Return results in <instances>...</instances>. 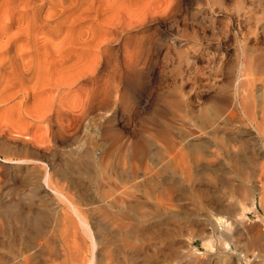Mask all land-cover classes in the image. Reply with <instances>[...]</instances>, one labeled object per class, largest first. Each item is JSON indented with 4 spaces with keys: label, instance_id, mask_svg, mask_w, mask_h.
<instances>
[{
    "label": "bare ground",
    "instance_id": "bare-ground-1",
    "mask_svg": "<svg viewBox=\"0 0 264 264\" xmlns=\"http://www.w3.org/2000/svg\"><path fill=\"white\" fill-rule=\"evenodd\" d=\"M132 1L0 0V106L11 103L18 109L32 97L41 108L43 100L36 99L48 95L49 88L58 89L47 96L51 98L42 113L38 105V115L25 106L32 124H20L24 130L15 125L22 129L14 130L17 136L11 134L19 150L3 158L7 167L0 171V264H208L194 240L201 239L212 251L216 231L218 247L227 251L232 241L236 244L238 263L251 259L239 242L264 264V213L259 209L260 204L264 210L261 32L255 31V42L261 45H243L231 96L215 91L216 102L197 116L187 117L193 101L172 96L141 117L140 110H151L150 96L142 97L147 72L133 68L126 76L128 91L116 89L121 116L107 113L93 120L87 116L88 106L71 100L70 91L85 85L91 91L87 81L99 74L105 55L124 33L146 21L144 17L168 18L181 0H150L146 4L152 7L153 2L154 7L134 17L121 11ZM63 89L67 93H61ZM136 95L142 103L139 109ZM67 102L81 103L79 113ZM225 111L235 120L219 121ZM21 115L26 116L21 113L18 119ZM123 119L127 122L119 126ZM83 126L87 129L80 135ZM175 127L173 134L168 132ZM257 165L262 174L249 184ZM200 209L210 211L205 213L208 222L181 212L194 210L191 215L198 216ZM252 212L262 230L254 229Z\"/></svg>",
    "mask_w": 264,
    "mask_h": 264
},
{
    "label": "rangeland",
    "instance_id": "rangeland-1",
    "mask_svg": "<svg viewBox=\"0 0 264 264\" xmlns=\"http://www.w3.org/2000/svg\"><path fill=\"white\" fill-rule=\"evenodd\" d=\"M134 2L136 3V0L132 1L133 4H123L126 8L122 5L121 11L124 10L123 13L127 12V16H129L128 14L130 13V16L134 17L137 13L139 14L140 12H142L148 6V4H151L150 0H137L136 4ZM154 4L155 3L152 2V7H154ZM148 7L146 9L152 8L151 6L149 8ZM238 10L239 12L243 13L241 14V16L237 15ZM170 13L171 14L167 16L168 18L165 17L166 19L164 18L163 20L150 19L151 16L144 17L146 18V21H144L145 23L143 22L142 24L137 25V27L131 28V30L126 32V34L124 33L125 36L118 42V46L110 49L107 54L105 52L106 55L101 69L102 72L100 71L101 73L99 72V74L96 73V77L93 76L94 78L87 81L88 84H90L89 86L91 91L86 90L87 87L85 84L87 82H85V87H83L82 89H77L76 87L74 88V90L70 91L69 97L71 98V100L73 97V101L77 102V100L74 99L75 97L78 99V101L82 102V104L77 103L79 105V108L78 105L75 104V102L74 104L70 102L71 105L69 102H67L69 103V106L72 107L73 104L74 107L75 105V107H77L78 109V112L76 111V113H79L82 106L83 108L84 106H88L87 108L85 107L86 109H88V111H86L89 113H87V116L88 118H93V120L94 117L96 118V116H101L100 114L104 116L107 115V113H116L117 115H115L120 117L123 113V108L122 102L118 98L119 93H117L116 89L123 88L122 90L124 92L128 91V89L125 88V82L127 81L126 76L128 71L132 70L133 68L142 69L145 71V73L147 72V83L145 88L146 91H144L145 93L143 92L144 94L142 97L145 98L147 96H150L149 100L151 103V110L148 114H146L148 110H146L145 112L140 110L141 117L148 116L154 111V109L159 108L161 105H163L166 98L172 96H177L178 98L184 99L189 98V100L193 101V105L189 106L190 109L192 108L191 110H189L192 113L190 115V113L188 112L189 114L187 115V117L189 116L192 118L200 113V109H202L203 107H208L212 102H216L212 97L215 91H219V95L222 93L221 96H231V94L237 87V82L239 79L243 45L246 42H250L251 44L254 42L253 45L256 46L261 45V43L255 42L256 30L258 32H261V40L262 42H264V0H181L178 1L177 6H175ZM241 18L243 19V21L241 20ZM87 24H89V22L85 23V25ZM115 51H118L117 55L120 60L118 64L114 59L116 56ZM57 73L59 74L60 72ZM58 74H55V76H57ZM61 74H63V76L65 77L64 73L61 72ZM69 74H66V76H68ZM63 76L61 75V78L56 77V79H62ZM96 79L98 82L96 81ZM93 88L96 91H94ZM54 89L55 88H49L48 90H46L47 93L49 91L50 93L52 92L51 94L53 95ZM66 91L67 89H63L60 92L65 93ZM84 91L86 92V94L89 91L88 94L90 93V96H88L87 94L88 97H84ZM197 91H200V97L196 96ZM45 92L46 91L44 90L43 93ZM56 92H58V89H55V93ZM80 92L83 93V96H81L82 94H78ZM49 94H39V98H42L41 96H43V99H36L37 101H39V103L40 100H43L40 103L41 108L39 107L38 102H35V99L32 97H27L26 99H24L25 103L19 105L18 109L16 106L11 107V103L7 104V106H0V144L2 143L1 145H3V147L0 145V171H6L7 163L3 162V158L5 157V155L8 152L19 150L18 145L14 141L12 142L13 136H17L18 134L16 135V133L18 131L20 132L25 126L27 127L28 125L32 124V119L30 118L32 115L27 114L26 109L28 108L27 110L31 111L29 113L33 115H38L40 111L42 113V106L46 109V104H48L47 100L51 98L50 97L49 99H47V96L51 95ZM75 94L78 95L75 96ZM77 96L82 98H78ZM91 96H93V98ZM58 97L60 98V96ZM137 97L138 96L136 95V98ZM83 98H88V102H85ZM44 100L45 102H47L45 103ZM140 100L138 97V102L135 104L138 109L142 107V103H139ZM13 101L15 102V100ZM42 102H44L45 104L43 103L44 105H41ZM30 105L31 107L32 105H34V107H32L34 110L35 106L37 105L38 107L36 108L42 110H35V112L33 111L32 113L33 109L30 107ZM21 106L22 108H20ZM25 106L27 108H25ZM90 107L91 110L93 109V112H89ZM189 107H187V109ZM29 108H31L32 110ZM36 111L38 113H36ZM227 111L220 113L218 117L219 121H223L227 117L229 118V120H231L230 118L235 120L234 117L228 114L229 111ZM17 112H20V114L22 113L23 115L26 114V116H24V119H22V115L21 118L18 119V117H20V114H18ZM171 118L176 121V117L171 116ZM25 119H28V121L31 122H29L27 125H24L27 123ZM23 120L25 121L23 122ZM126 120H121L119 126L124 125ZM141 121L143 120H140V122ZM178 121L180 122L179 119ZM87 122L89 123L88 120ZM20 124L24 127H22ZM15 125H20L22 129L20 128V126L15 127ZM10 126L12 127V130L10 129ZM13 127L16 129H14ZM85 127L86 126H83L79 131L80 135H83V132L86 131L87 128ZM137 127L138 126H136V128ZM6 129L11 130L12 133L11 131H9V134L8 130ZM176 129V127L169 128L168 132L172 131L173 134ZM14 130L17 132L15 133ZM161 132L163 134H166L165 130ZM13 133L15 135L12 136L11 134ZM198 133L199 132L197 131L196 134ZM166 136H168V134ZM7 138L8 140L6 141ZM144 138H149V135L146 134ZM2 140L5 141V144ZM83 140H80L79 142L77 141L76 143H82ZM13 143L16 145H13ZM183 143H181L179 147ZM16 147L18 148V150ZM149 161L150 163H154L151 160ZM256 168L258 171L256 170L255 178L249 180V184H252L253 180L257 178L259 179V175L262 174L261 170H259L260 166L257 165ZM15 178L20 182L19 175H17ZM234 179H237L236 181H238L240 178L235 177ZM172 196L180 197L179 194H172ZM259 209L262 213H264V210L260 204ZM200 210L202 212H196V214H199L198 216L191 215V213H194V210H192L193 212L191 210L181 212L186 213L189 217L194 216L193 218L197 219L198 222H203L204 220V222H208L206 221L207 216L205 215V213H208L210 211H208L207 209ZM250 215L252 223L254 220V229H258L257 227L259 226L261 227L262 222L256 220L257 216L254 214V212L250 213ZM205 228V232H209L211 229V225L207 224ZM260 229L262 230V227ZM260 229L254 231L257 233L258 231H261ZM214 235V237H216V239L214 240L216 245L212 251H209L207 247L203 245L201 239L197 238L194 240V243L200 248V253L204 257L203 259H205V262H207L208 264H229L233 261V259L237 260V256L236 254H234L238 248L236 247V244L232 241V247L230 248V250L228 249L227 251H225L222 248L218 247L219 240L217 237L220 235V232L216 231L214 232ZM241 244L242 245H240L238 242V246H241L242 249L246 246V249L249 250L251 259L249 261H245L244 259H242V262L240 261V263H238V260H234L232 264H261L263 262L261 259L260 261L258 257L252 259L254 257V253H252L253 249H250V247L244 245V243ZM246 249L244 248V250ZM255 259L257 260V262H255Z\"/></svg>",
    "mask_w": 264,
    "mask_h": 264
}]
</instances>
